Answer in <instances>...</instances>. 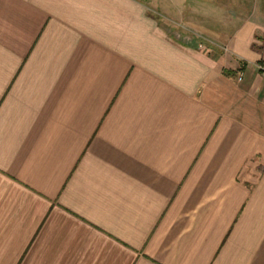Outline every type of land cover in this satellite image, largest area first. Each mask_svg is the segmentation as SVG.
<instances>
[{"label":"crops","instance_id":"crops-1","mask_svg":"<svg viewBox=\"0 0 264 264\" xmlns=\"http://www.w3.org/2000/svg\"><path fill=\"white\" fill-rule=\"evenodd\" d=\"M245 1L0 0V264H264Z\"/></svg>","mask_w":264,"mask_h":264},{"label":"built area","instance_id":"built-area-1","mask_svg":"<svg viewBox=\"0 0 264 264\" xmlns=\"http://www.w3.org/2000/svg\"><path fill=\"white\" fill-rule=\"evenodd\" d=\"M255 69L257 70L259 76L264 81V61H258L254 64Z\"/></svg>","mask_w":264,"mask_h":264},{"label":"rangeland","instance_id":"rangeland-1","mask_svg":"<svg viewBox=\"0 0 264 264\" xmlns=\"http://www.w3.org/2000/svg\"><path fill=\"white\" fill-rule=\"evenodd\" d=\"M214 1H217V0H214ZM218 1H224L225 3H228L229 0H218ZM233 1V0H232ZM235 1V0H234ZM242 3H246L245 0H240V4H239V9H240V12L242 11L243 13L245 12V9L246 7H248L249 5H246V4H242ZM225 6H229V5H225Z\"/></svg>","mask_w":264,"mask_h":264}]
</instances>
